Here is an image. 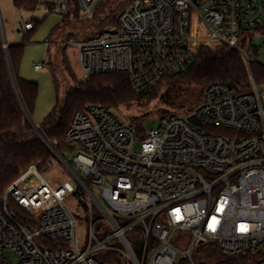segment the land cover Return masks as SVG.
<instances>
[{
    "label": "built area",
    "instance_id": "built-area-1",
    "mask_svg": "<svg viewBox=\"0 0 264 264\" xmlns=\"http://www.w3.org/2000/svg\"><path fill=\"white\" fill-rule=\"evenodd\" d=\"M77 1L92 17L102 0ZM48 2L68 14V0ZM263 27L264 0H132L116 24L77 41L87 77L128 73L137 91L202 47L235 48L251 87L213 81L195 109L151 129L91 103L62 149L36 127L50 156L4 191L0 264H264V73L254 77L242 49Z\"/></svg>",
    "mask_w": 264,
    "mask_h": 264
},
{
    "label": "trees",
    "instance_id": "trees-1",
    "mask_svg": "<svg viewBox=\"0 0 264 264\" xmlns=\"http://www.w3.org/2000/svg\"><path fill=\"white\" fill-rule=\"evenodd\" d=\"M13 1L20 9H35L41 2V0ZM131 2L132 0H102L94 15L83 21L82 27L92 24L93 33L116 24L120 12ZM68 3L70 9L66 15H72L76 20H80L82 13L78 1L68 0ZM39 22L34 21V27L27 31L33 30ZM66 25H69V22L65 21L63 27ZM58 29L59 26L55 27L52 33L56 34ZM25 41H7V47H4L0 25V206L8 184L28 165L34 162L42 165L50 156L48 148L30 120L36 106L39 86L37 82L20 74ZM248 43H242V49L246 53L251 48L259 51L253 42ZM48 52L50 53V47ZM251 69L254 77L259 80L264 73V62L255 60L251 64ZM216 80L226 81L239 90L251 87L250 72L239 50L230 47L219 49L202 47L193 63L166 74L155 85L143 91L134 89L128 73L104 72L76 83L61 98L59 81L55 78L57 103L42 120L38 129L47 140L57 139L62 149L66 145L65 134L75 112L83 110L88 104L102 103L116 108L159 96L160 101L168 107L155 113L164 115L172 112H190L198 105L205 86ZM192 91L195 93L191 94ZM144 119L132 121L143 127Z\"/></svg>",
    "mask_w": 264,
    "mask_h": 264
},
{
    "label": "rangeland",
    "instance_id": "rangeland-1",
    "mask_svg": "<svg viewBox=\"0 0 264 264\" xmlns=\"http://www.w3.org/2000/svg\"><path fill=\"white\" fill-rule=\"evenodd\" d=\"M48 1L41 0L35 9H20L13 0H0V25L3 37L8 42L26 40L20 74L37 82L39 86L36 106L30 117L32 124L37 128L57 103L55 78L59 81L61 98L72 86L86 79L87 76L80 62L76 42L94 30L92 24L82 27L83 21H87L86 18L89 17L82 15L80 20H76L72 15L55 12L51 9V4ZM36 20L40 22L33 30L27 31L24 28L26 21L34 22ZM65 21L69 22V25L64 28ZM57 26L60 29L56 34H53V30ZM259 31L260 33L255 35L252 41L253 45L259 48V51L251 48L247 50V54L255 60L264 62V27ZM248 42L250 44V40ZM48 47H50V53ZM36 63H43L42 68L35 69ZM193 93L195 92L192 91L191 94ZM166 107L168 106L162 103L157 96L147 101H134L131 105H120L116 107L115 112L126 121L145 118L143 127L151 129L159 125L161 115L155 112ZM179 110L187 111L186 109ZM147 113L152 115L148 116ZM183 113L186 114L187 112ZM139 148L140 145L138 144L134 147L136 151ZM44 164H42L43 167ZM71 205L72 207L75 206L74 203ZM81 225L84 228L86 223L82 221Z\"/></svg>",
    "mask_w": 264,
    "mask_h": 264
},
{
    "label": "water",
    "instance_id": "water-1",
    "mask_svg": "<svg viewBox=\"0 0 264 264\" xmlns=\"http://www.w3.org/2000/svg\"><path fill=\"white\" fill-rule=\"evenodd\" d=\"M5 39V38H4Z\"/></svg>",
    "mask_w": 264,
    "mask_h": 264
}]
</instances>
